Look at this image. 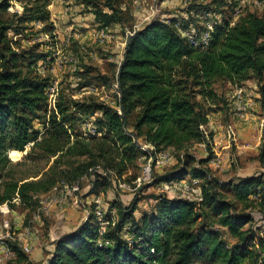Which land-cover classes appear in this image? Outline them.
<instances>
[{
    "label": "trees",
    "instance_id": "obj_1",
    "mask_svg": "<svg viewBox=\"0 0 264 264\" xmlns=\"http://www.w3.org/2000/svg\"><path fill=\"white\" fill-rule=\"evenodd\" d=\"M48 1L1 0L0 13L12 3H22L23 15H15L18 22L45 21L43 9ZM212 3L204 9L208 11ZM111 10L94 11L95 21L102 27L118 23L117 11ZM176 23V19L170 24L152 20L127 38L117 73L118 114L101 103L62 100L47 111L46 80L22 75L17 65L22 56L12 52L7 40L11 25L0 20V204L12 207L10 202L16 196L21 204L30 203L55 188L58 181L73 186L88 178V196L112 190L116 187L111 174L125 182L124 175L142 155L133 139H141L158 152L170 149L185 153L195 144H205L208 150L203 131L208 114L196 97L213 98L211 86L216 79L234 86L255 79L264 117V17L247 15L231 27L216 25L205 49L190 47ZM71 109L88 116L99 114L93 122L94 135L74 133ZM42 110L46 119L40 133L33 122L42 119ZM135 113L129 126V118ZM27 146L29 152L23 161L12 164L10 160L19 161ZM50 159L52 166L45 172L44 168L26 180L5 179L12 166ZM210 160V156L201 159L193 168L181 160V166L160 182L187 176L199 179L200 202L157 196L152 211L136 217L135 207L125 208L115 200L109 209L114 215L109 212V224L104 227L96 220L92 203V214L52 243V252L43 264L264 263V238L259 237L264 233V223L260 225L264 222V173L220 186L218 181L210 182L204 167ZM257 161L264 168V127ZM217 187L232 191L234 200L243 204L240 211ZM254 199L260 200L261 211H250ZM199 219L203 224L196 227ZM101 241L109 245L100 246Z\"/></svg>",
    "mask_w": 264,
    "mask_h": 264
},
{
    "label": "rangeland",
    "instance_id": "obj_2",
    "mask_svg": "<svg viewBox=\"0 0 264 264\" xmlns=\"http://www.w3.org/2000/svg\"><path fill=\"white\" fill-rule=\"evenodd\" d=\"M211 1H213L211 8L208 11L205 10L204 7ZM29 4L32 5V3ZM27 7L30 8V6ZM150 7L154 9L153 20L170 24L172 19H176L175 27L179 28L182 33L189 27L203 30L199 19L203 17L205 21L212 25L213 31L210 34V40L216 25L231 27L241 17L247 15L264 17V0H222L220 2L216 0H49L43 9L47 17L45 21L35 23L18 22L15 15H23L22 3H12L5 13H0V20L11 25L6 34L7 40L12 52L22 56L17 64L19 70L22 71V75H28L31 79L46 80V110L48 111L54 103L61 100L88 105L91 103L102 104L101 96L91 94L89 91L95 87L98 88L99 85L109 87L110 83L115 80L120 59L118 53L120 44L112 43L120 35L111 31L110 28L116 25L124 32L140 29L148 23L146 16ZM111 8L117 11L118 23L102 27L95 21L93 13L96 10L111 13ZM77 17L84 19L83 23H74L73 21ZM72 24L74 25L73 30L63 34L62 31L69 26L71 27ZM80 24H86L88 28L79 26ZM104 28L107 29V35L101 44L97 34L99 30ZM84 31H90V36L86 37L87 39L92 38L91 41H88L86 37L78 36ZM196 49L198 48L196 47ZM116 51L117 53H115ZM106 89L107 96L111 99L113 96L109 92V88ZM236 89H241L243 100L247 99V103H250L244 106L249 112L248 116L251 114L256 116V129H253L252 140L254 144L258 143V146H254L255 148H245L240 153L236 146L237 134L232 131L230 126H226L232 123L226 124L223 118L216 117L217 119H215L213 116L218 111L222 113V111L227 110V105L235 101L232 94ZM211 91L214 94L213 98L196 97L200 108L208 114V122L203 126V131L209 143V149H203L199 144H195L187 149L185 153H171L172 158L168 163L155 166L154 180L150 185L134 188L141 166V163L137 161L124 175V181L130 190L112 187V190L98 189L102 194L95 193V195L88 196L91 191V182L90 179L84 178L80 181L79 190L75 193L67 194L65 187H69V185L58 181L55 185L56 189L53 188L45 194L34 197L30 203L21 204L16 196L19 205L12 203L13 200L10 202L12 207L8 205L13 212L6 218L10 224V233L15 238L26 233L30 238L31 253L33 254L37 250L40 253L36 259L32 258L31 260L26 255L25 258L16 255L14 260L7 264H43L49 258L47 250L53 249V247H50L52 241L64 234L66 230L77 228L88 215L92 214L93 208L90 201L98 197L101 203L100 207L102 206V209L106 212H111L112 216L114 212L109 211L111 209L110 202L116 200L118 204L125 208L135 207L134 214L136 217L151 212L155 204L154 199L157 196L177 198L179 195L178 190L167 186V182L163 181L161 184L160 182L166 174L175 172L181 166V160L192 162L193 164L189 163V167L193 168L197 166L198 163L196 162L201 159L205 160L210 156L211 160L204 167L210 182L214 184V181H218L221 183L220 186L229 185L234 179L247 174L264 173V168L260 166L262 170H259V167L252 163L255 156L257 160L261 147V129L264 127L262 113L258 114L251 110L259 106L258 99L254 97L257 93V81L251 79L234 86L223 79H216L211 86ZM72 113V119H74L71 123L72 129L77 134L87 133L88 127L86 126L91 122L93 123L99 116V114L93 116L83 115L73 110ZM136 113L129 118V126L133 125ZM41 117L42 119L39 121L33 122V128L40 131V133L43 132L42 122L46 119L44 118L46 117L44 110L41 112ZM209 124H211V128H209ZM222 142L226 143L224 148ZM29 148L27 146L24 152H21L19 161L14 162L9 159L11 163L16 164L23 161L24 155L29 152ZM250 151L254 152V156L248 154ZM184 154L189 155L186 156L188 159ZM52 163L53 159H50L49 162L27 160L20 166L10 167L7 170L5 179L6 181H11V179L26 180L34 174H40L44 168L43 172H45L52 166ZM253 166L254 168H252ZM184 179H190V177L187 176ZM196 181L199 182L198 185H201V180L196 179ZM217 189L222 192L223 197L230 203L235 204L237 210L240 211L243 204L234 200L231 190L226 187L221 188V190L220 187H217ZM74 199L79 201L78 205L73 204ZM50 200H55L56 203L48 206ZM259 202L258 199L252 200L250 211H261L258 205ZM43 206L48 207L44 209ZM262 213L264 215V212ZM4 218L0 214L1 235L5 234L3 228ZM211 223L216 224V220L211 221ZM258 223H255V225H258ZM262 223L264 222L260 221V225ZM202 224L203 222L199 219L196 227ZM246 228L247 226H245ZM263 229L264 224L261 227L262 231ZM259 237L264 238V233H261ZM12 248H17L18 252L23 255L18 246L13 245ZM248 264L264 263L251 262Z\"/></svg>",
    "mask_w": 264,
    "mask_h": 264
},
{
    "label": "built area",
    "instance_id": "obj_3",
    "mask_svg": "<svg viewBox=\"0 0 264 264\" xmlns=\"http://www.w3.org/2000/svg\"><path fill=\"white\" fill-rule=\"evenodd\" d=\"M154 14V9L152 7L149 8L148 15L146 16V20L151 22L153 20L152 16ZM201 20V26L203 27V30L200 29H194L192 27H189L183 33H181V36L186 40L187 44L190 47L194 48H205L208 45V42L210 40V34L212 33V25L209 24L207 21L204 20L203 17L199 18ZM138 30V29H137ZM136 30L132 31H126L125 32V42L120 44V59L118 63V68L120 66V63L122 61V55L123 51L126 45V40L128 37L132 36V34ZM107 29H101L99 30L97 34V38L99 42L102 44V41L105 40ZM118 73V70H117ZM117 73L115 80L112 81L109 85V87H105V85H99L98 88H93L89 93L101 96V102L104 105H107L109 107H112L114 110L117 111L118 114H120V110L118 107V101L120 98L118 83H117ZM109 88V92L112 94V98L110 99L109 96H107V89ZM234 101V113L239 118H244L246 114V109L244 105L242 104V90L236 89L234 90L233 94ZM87 133H84V135H94L96 133V126L91 122L88 126ZM133 142L138 146L139 150L142 152V155L138 159V161L141 163L140 166V172L139 177L137 179L136 184L134 185V188H140L141 186L150 185L154 180V168L155 166H159L162 164H166L170 161L172 158V152L170 149L156 151L153 146L144 143L141 139H133ZM200 147L205 149V144H199ZM111 174V173H110ZM112 177V183L115 185L116 188L121 190H130L129 186L126 185L125 182H122L118 180L113 174H111ZM199 182L196 181V179H181V180H173L168 182L167 186H170L171 188H174L178 190L179 195L177 196L180 199H185L193 202H200L201 201V191L199 187ZM56 189V188H54ZM67 194L75 193L79 190V185H73L69 187H65ZM15 205H19L17 198L13 199V202ZM55 200H50L49 204H55ZM79 201L77 199H74L73 204L78 205ZM94 216L96 220L98 221L100 227L107 226L109 224V212H106L103 210L100 205V199L96 198L94 200ZM48 206H43L42 208H47ZM13 212L9 208L8 204H2L0 205V214L4 216L3 221V228L5 229V234H0V264H7L8 262L14 260L16 254L13 250V245L18 246V248L23 252L24 255H30L31 254V243L30 238L27 236L26 233H23L19 235L18 238H15L10 233V224L8 220L6 219L8 216H10ZM111 213V212H110ZM108 242L101 241L100 246H108Z\"/></svg>",
    "mask_w": 264,
    "mask_h": 264
},
{
    "label": "crops",
    "instance_id": "obj_4",
    "mask_svg": "<svg viewBox=\"0 0 264 264\" xmlns=\"http://www.w3.org/2000/svg\"><path fill=\"white\" fill-rule=\"evenodd\" d=\"M83 20L84 19H81V17L80 18L77 17L76 19H74L73 22L79 24V23H83ZM73 26H74L73 24L71 25V27L69 26L70 29H69V27H67L65 30L62 31V33L64 34L67 31L69 32L70 30L72 31L73 30L72 29ZM79 26H82L84 28H88V26L86 24H80ZM110 29H111V31H114V32H116V34L120 35L118 38H116L114 40V42L112 44H118L119 45V44H122V43L125 42V39H126L124 37L125 36V32L119 26L114 25ZM89 32L90 31H84L82 34H80L78 36L85 38L86 36H90V33ZM86 39H87V37H86ZM91 39L92 38L87 39V40L88 41H91ZM118 42H120V43H118ZM107 48H108V46H107ZM115 53H117V51ZM118 53L120 55V51ZM254 97L258 99V94L256 93L254 95ZM242 101H243L244 106H247V104H250V103H247V99H244L243 100V98H242ZM258 105H259V103H258ZM233 106H234V102H232V104L227 105V108H228L227 110L222 111V113L220 111H218L213 116H214L215 119H217V118H219V119L223 118V120H225V123L226 124L229 123V122L232 123V124H227L226 126H230L231 129H232V131L235 132V134H237L238 139H237L236 146H237V149L239 150L238 152L240 153L245 148H247V149L248 148L249 149H253V148H255L254 146H256V145L258 146V143L257 144H254V141L252 140V138H253V132H254L253 129H256V123H255L256 116L255 115H252V114L248 116V113L249 112H247V110H246V114H245L246 119H245V117L241 119V118L237 117V115L234 113V107ZM251 110L253 112H256L258 114H261V111H260L261 109H260L259 106L255 107V108H252ZM259 126H260V124H259ZM209 128H211V124H209ZM261 131H262V129H261ZM222 144L224 145V146H222L224 148L225 145H226V143L225 142H222ZM249 153L251 154L250 156H254V152H251L250 151V152H248V154ZM254 158L255 159L252 162L253 165H257L259 167V170H262V169H260L261 167H260L258 161L256 160V156ZM252 168H254V166ZM246 176H252V174H247V175H245L243 177H246ZM90 202H91L90 204H92L94 202V200H91ZM74 229H76V228H74ZM74 229H72V230H74ZM72 230L71 229L70 230H66L65 232H69V231H72ZM58 237L55 238L52 242H54L56 239H58ZM50 247H53V246L51 245ZM51 251H52V248H50L49 250H47V252L49 254L51 253ZM39 253L40 252H38V250L37 251H34L33 254L31 253V256L27 255V258H29L30 260L32 258L33 259H36L38 257V255H39Z\"/></svg>",
    "mask_w": 264,
    "mask_h": 264
}]
</instances>
